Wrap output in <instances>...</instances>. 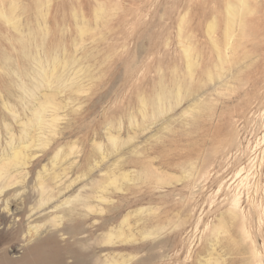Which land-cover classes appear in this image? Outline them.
I'll list each match as a JSON object with an SVG mask.
<instances>
[{
  "label": "rangeland",
  "instance_id": "1",
  "mask_svg": "<svg viewBox=\"0 0 264 264\" xmlns=\"http://www.w3.org/2000/svg\"><path fill=\"white\" fill-rule=\"evenodd\" d=\"M237 1L0 0V264H264V0L226 37Z\"/></svg>",
  "mask_w": 264,
  "mask_h": 264
},
{
  "label": "bare ground",
  "instance_id": "2",
  "mask_svg": "<svg viewBox=\"0 0 264 264\" xmlns=\"http://www.w3.org/2000/svg\"><path fill=\"white\" fill-rule=\"evenodd\" d=\"M237 3H238V6H236V7L229 6L227 8V17H226V21H225V36L226 37H229L231 35L234 24L237 22H241L242 12L247 9L246 0H238ZM4 168H5V166L2 169H4ZM2 169H0V179H1V175H2L1 174ZM9 178L10 177L7 174L5 176L6 181ZM6 186H8L7 183L0 186V192ZM44 250H45V246L42 243H37L33 248V252L37 255H42L44 253ZM38 260H39V257H38Z\"/></svg>",
  "mask_w": 264,
  "mask_h": 264
}]
</instances>
